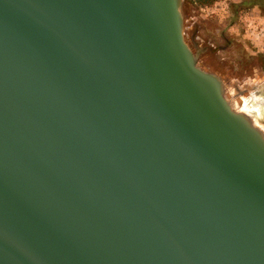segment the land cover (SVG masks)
Segmentation results:
<instances>
[{
  "label": "water",
  "instance_id": "water-1",
  "mask_svg": "<svg viewBox=\"0 0 264 264\" xmlns=\"http://www.w3.org/2000/svg\"><path fill=\"white\" fill-rule=\"evenodd\" d=\"M182 2L0 0V264H264V132Z\"/></svg>",
  "mask_w": 264,
  "mask_h": 264
},
{
  "label": "rangeland",
  "instance_id": "rangeland-1",
  "mask_svg": "<svg viewBox=\"0 0 264 264\" xmlns=\"http://www.w3.org/2000/svg\"><path fill=\"white\" fill-rule=\"evenodd\" d=\"M181 10L190 48L188 35L201 30V44L217 51L202 57L207 64L198 59L199 66L222 78L226 99L234 110L247 114L264 132V123L255 121L254 114L244 108L249 101L261 105L258 98L262 95L238 91L239 86H256L255 80L264 82V0H183ZM224 47L228 48L220 50Z\"/></svg>",
  "mask_w": 264,
  "mask_h": 264
},
{
  "label": "flooded vegetation",
  "instance_id": "flooded-vegetation-1",
  "mask_svg": "<svg viewBox=\"0 0 264 264\" xmlns=\"http://www.w3.org/2000/svg\"><path fill=\"white\" fill-rule=\"evenodd\" d=\"M201 30H195L191 33V35H188V38H190V45L193 51H195L196 54H198V59L200 61V63H206L204 59H202V57L204 58L205 55L210 51L212 54H217V51H215L212 47L208 48L205 47L201 44V39L199 38L198 34L200 33ZM216 48V47H214ZM228 47H224V48H220V50H226ZM207 64V63H206ZM207 70V67L205 68ZM254 76V75H252ZM257 85L256 86H252V88H246L244 87L243 89L240 88V86L238 87V91H255V93H259L260 95H262L261 97H264V87L262 86V82L259 80L258 82H256V80L254 81ZM256 97V96H255ZM260 99V97L258 98ZM259 101H263V100H259ZM251 102V101H249Z\"/></svg>",
  "mask_w": 264,
  "mask_h": 264
},
{
  "label": "bare ground",
  "instance_id": "bare-ground-1",
  "mask_svg": "<svg viewBox=\"0 0 264 264\" xmlns=\"http://www.w3.org/2000/svg\"><path fill=\"white\" fill-rule=\"evenodd\" d=\"M259 100H263L261 102V105H256L257 103L255 102V104H252L251 102H248L249 105L245 106L244 108L246 109V111L254 114V119L255 121L258 120L259 122L263 123L264 121V97H260Z\"/></svg>",
  "mask_w": 264,
  "mask_h": 264
}]
</instances>
